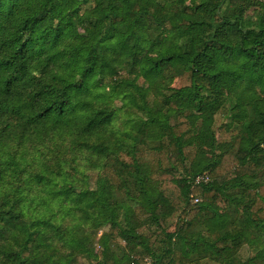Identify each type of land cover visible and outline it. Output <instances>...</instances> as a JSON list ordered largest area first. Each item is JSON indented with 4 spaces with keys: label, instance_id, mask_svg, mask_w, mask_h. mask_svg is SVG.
<instances>
[{
    "label": "trees",
    "instance_id": "16d2710c",
    "mask_svg": "<svg viewBox=\"0 0 264 264\" xmlns=\"http://www.w3.org/2000/svg\"><path fill=\"white\" fill-rule=\"evenodd\" d=\"M104 225L99 264H264V0H0V264Z\"/></svg>",
    "mask_w": 264,
    "mask_h": 264
},
{
    "label": "rangeland",
    "instance_id": "374dc122",
    "mask_svg": "<svg viewBox=\"0 0 264 264\" xmlns=\"http://www.w3.org/2000/svg\"><path fill=\"white\" fill-rule=\"evenodd\" d=\"M174 1V0H173ZM190 0H187V2H189ZM89 4L85 5L82 8V11L89 9ZM253 9L254 7H248L246 9L243 10V13L245 14V16H250L253 13ZM164 81V80H163ZM149 98L153 99V100H158L154 94L150 91L149 92ZM114 105H116V107H120L121 106V102L119 100H115ZM235 112V110H234ZM115 116H120L117 123L121 126L122 122L125 120V118L128 116V111L126 110L125 107L120 108V111H116ZM229 118V117H228ZM227 118V120H228ZM230 119V118H229ZM184 120V117L175 112L174 114L169 116V122L171 124H176L180 121ZM216 121V120H215ZM218 151V150H217ZM64 156H69L70 153L69 151H66L65 153H63ZM71 165H68L66 168V182H62V180L60 179H56L57 182H59L62 188H67L70 185L72 186V190L73 192L78 193L80 190L82 189H86V188H95L96 187V183H97V178L100 176L99 175V171L100 168L97 166H94L93 163H91L90 160L84 158V155H79L75 161H71L70 163ZM76 166V170L73 169L71 166ZM206 173H200L196 176V179H200V181H202V179H205L203 181L208 180L206 178ZM197 182V181H196ZM198 199V198H195ZM194 199V202H196ZM199 200V199H198ZM197 200V201H198ZM183 206H180L178 209L174 210L171 214V216L169 217V219L167 220V226L169 231H174L175 230V226L177 223V219L178 216L181 212ZM108 230V225H104L100 228H98L95 231H91L89 229H87V233L89 234L90 238L93 240V247H94V251L97 254L96 258H90L88 255L86 254H76L75 256V261L73 264H99L98 261H101L100 259V255L98 256L99 251L101 250V247L99 245V240L101 238V236L103 235L104 232H106ZM116 242H118V244L120 245H125L124 241L122 239H118ZM116 256L118 257V259H120V251H116ZM249 254L248 248L244 247L241 251V258L245 259ZM121 263H123V261H121Z\"/></svg>",
    "mask_w": 264,
    "mask_h": 264
},
{
    "label": "built area",
    "instance_id": "2783aa9c",
    "mask_svg": "<svg viewBox=\"0 0 264 264\" xmlns=\"http://www.w3.org/2000/svg\"><path fill=\"white\" fill-rule=\"evenodd\" d=\"M206 178H207V176H206ZM207 179H208V178H207ZM203 180H205V179H202V181H203ZM196 181L199 182L200 179H197ZM197 200H198V199H195V201H197Z\"/></svg>",
    "mask_w": 264,
    "mask_h": 264
}]
</instances>
